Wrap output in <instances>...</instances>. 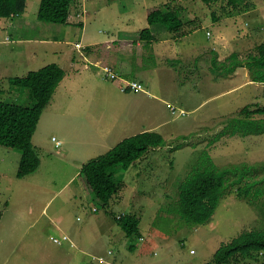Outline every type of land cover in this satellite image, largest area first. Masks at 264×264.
I'll return each mask as SVG.
<instances>
[{
    "label": "rangeland",
    "instance_id": "rangeland-1",
    "mask_svg": "<svg viewBox=\"0 0 264 264\" xmlns=\"http://www.w3.org/2000/svg\"><path fill=\"white\" fill-rule=\"evenodd\" d=\"M38 1L28 0L25 17H0V100L32 106L35 100L29 90L12 85L10 79L25 75L29 67L57 61L54 55L72 50L81 37L82 25L68 28V23L38 20ZM167 5L177 10L185 22L183 28L188 34L182 41L191 52L213 41L206 37L207 28L225 33L217 35L223 46L227 42L225 37L230 39L240 28L248 27L245 21L257 22L260 29L264 28V0H91L81 20L88 33L94 32L102 41L124 31L141 32L148 27V9L164 6L167 10ZM23 19L27 21L23 28H13ZM154 26L167 30L161 24ZM261 31L256 43L244 36L250 40V46L241 49L245 60L258 53L257 43L264 40V29ZM20 37L59 39L60 43L46 60L32 66L22 62L18 69L14 49L20 45ZM159 46L155 41L143 47L145 57L133 65V73L138 77L128 76V80L141 79L144 73L146 92H131L129 98L133 103L145 98V114L141 112L139 118L145 127H157L165 145L151 149L129 169L115 168L114 176L123 186L107 209L86 191L81 175L82 162L90 161L101 150L95 147L93 154L75 157L77 148L81 154L85 144H90L85 143L87 140H100L96 128L93 130L91 121L88 122L86 109L83 121H78L74 114L73 119L68 118L71 132L75 128L72 137H66L57 119L51 121V116L43 115L34 137L42 166L23 178L16 176L21 151L0 145V264H91L93 256L107 260L96 264H208L220 246L240 233L264 229V195L256 204L246 197L239 199L235 188L224 195L212 219L204 225L188 223L175 211L179 184L204 152L220 167L264 163V134H224L230 118L243 116L241 108L264 107V84H246L242 74L221 77L222 61L213 53L200 52V48L189 57L177 56L178 59L171 56L172 52H158ZM228 52L229 49L224 51L223 56ZM9 86L14 90L4 95ZM84 94L85 89L80 88L71 98L84 97V107ZM122 98L123 95H116L114 99L121 103ZM52 137L65 144L57 147ZM74 173L77 174L69 182ZM119 214L137 215L139 233L128 236L113 217ZM64 234L69 235L74 246L69 241L61 246L53 242V237Z\"/></svg>",
    "mask_w": 264,
    "mask_h": 264
},
{
    "label": "trees",
    "instance_id": "trees-1",
    "mask_svg": "<svg viewBox=\"0 0 264 264\" xmlns=\"http://www.w3.org/2000/svg\"><path fill=\"white\" fill-rule=\"evenodd\" d=\"M26 8L27 0H0V17L19 16ZM166 8L167 10L161 6L148 9L149 24H161L171 33L185 35V22L178 11L169 5ZM76 11V0H40L38 20L65 24L68 23V17ZM137 36L149 40L153 38L149 28L142 29ZM257 49L258 53L249 55L246 60L239 59L236 53L231 54L220 63L219 74L230 75L243 66L248 68L253 81L264 82V42L258 45ZM215 58L218 59L217 56ZM216 59L215 64L218 63ZM64 76L65 71L59 64L50 63L38 70L29 71L25 76L12 77L11 84L28 89L30 96L35 100L34 104L27 106L7 99L0 100V145L21 151L16 174L18 178L36 172L40 166L41 161L33 144V136L44 110L50 104ZM241 114L243 116L228 120L224 134L242 137L264 134V117L253 116L264 115V107L254 109L246 105L241 108ZM164 145V136L154 130L125 138L107 153L82 165L81 175L84 177L86 191L92 193L93 199L107 209L113 196L118 194L123 186L114 176L115 168L129 169L151 149ZM233 188L239 199L246 197L250 202L257 204L259 198L264 195V163L229 164L220 167L208 152H204L199 162L179 184L175 211L188 223L204 225L212 219L224 195ZM113 217L128 236L139 233L140 218L137 215ZM130 249L134 250L135 246L131 245ZM211 261L208 264H264V229L240 233L227 244L220 246Z\"/></svg>",
    "mask_w": 264,
    "mask_h": 264
},
{
    "label": "crops",
    "instance_id": "crops-1",
    "mask_svg": "<svg viewBox=\"0 0 264 264\" xmlns=\"http://www.w3.org/2000/svg\"><path fill=\"white\" fill-rule=\"evenodd\" d=\"M40 1V0H39ZM38 1V2H39ZM91 0H76L77 4V11L73 13L70 17H68V24L66 27H71L72 25H82V33L80 39L77 43L81 44V47L72 48V50H62L59 54H56L58 59L55 62L60 65V67L65 71V76L59 86L57 87L50 104L44 110L40 121L43 115L47 114L51 116V121H54V118L59 121V126L63 129L66 137L67 135L76 134L75 128L71 132V126L67 123L68 118H72L71 115H75L78 121H83L85 115L87 116L88 122L94 130L97 132L98 136H100V140L91 142V140H87L85 143L89 142L90 144H85L84 151L80 153V150L77 148L75 157H81L87 155L88 153L93 154L91 151L96 147V150L100 149V154L96 155L94 158L103 155L110 151L113 147H115L118 143H120L125 138L130 136L145 132L156 130L157 127H145L142 118H139V115L142 113L145 114V98H142L140 101L133 103L129 98L131 92H136L128 87V89L123 90V87L127 86L130 82L139 81L145 86V74L142 73L141 79L135 78L133 80H128V76H135L133 73V65L134 63H139L143 57H145V49L144 46H148L151 43L157 42V45L160 44L161 49H158V52L164 53L166 51L172 52L171 56L178 58L179 56L183 58L189 57L190 54L196 53V51L200 48V52L204 51L205 54H215L219 61H225L224 57L230 56L233 53H236L239 59L244 60L243 55L241 53V49L243 47L250 46V40L255 41L259 40L261 37V30L264 28L259 27V23L253 22L251 20L245 21V25L248 27L240 28V30L232 34L231 44L229 43V38L227 40L225 46H216V49H222V52L218 53L215 50L214 43L212 40H209L207 37V31H212L211 29L207 28L206 30V37L209 40V45H201L197 48L196 51L191 52V48L186 47V43L182 41L188 34L185 35H178L175 33H171L163 27L155 28L154 25H150L148 22V27H150L151 32L153 34L152 39H142L137 36L138 32L136 31H124L122 34L119 35H109L106 39L100 41V37L95 35L94 32L88 33L86 26H84V21L81 19L85 16L86 11V4L89 3ZM40 3V2H39ZM40 7V4H39ZM28 10V0H27V8L26 11L19 15L14 16L12 19H18L22 16L25 17ZM39 10V8H38ZM148 13V12H147ZM146 13V14H147ZM249 13L244 12L243 14ZM239 18V16H237ZM21 22V21H20ZM15 23L12 25L13 28H23L26 25V20L20 23ZM238 24V23H237ZM147 27V28H148ZM154 29V30H153ZM243 31H247L244 33ZM213 32V31H212ZM168 33V34H167ZM216 36L218 34L219 37L223 36L225 33L213 32ZM159 35V37H157ZM214 35V36H215ZM246 35V39L244 36ZM227 36V35H225ZM19 40L20 45L15 48L16 50V58L18 59L15 62L17 68L18 65L22 62H27L30 66L34 65L41 60H46V56L51 53H54V49H57L56 46L59 45V39H34V38H25L20 37ZM246 39V42H244ZM180 40V41H179ZM180 44H178L179 42ZM219 41V40H218ZM257 43L260 45L263 43ZM170 44V45H167ZM224 44V43H223ZM169 47L170 49L165 47ZM257 45V46H258ZM214 49V50H213ZM229 52L223 56V52L228 50ZM13 50V51H14ZM199 52V53H200ZM198 53V56H199ZM14 54V53H13ZM221 54V55H220ZM15 55V54H14ZM48 56V57H49ZM165 56V55H164ZM178 56V57H177ZM165 58V57H164ZM228 58V57H227ZM179 59V58H178ZM137 60V61H136ZM48 63L45 61L43 65L40 67L31 68L29 67L25 71V75L32 70H38ZM93 67V68H92ZM105 67H111L114 69L116 74L119 75L118 79L111 80L106 76V72L104 71ZM95 68V69H94ZM142 70V69H141ZM138 73L140 71H137ZM244 75L245 83H259L261 85L264 82L256 81L254 82L250 76V72L246 67H238L234 73H232V77ZM21 73V75H17L15 77L25 76ZM231 75V74H230ZM135 77H138L137 75ZM221 77H228V75H222ZM230 78V77H229ZM122 80V81H120ZM119 81V82H118ZM122 82V83H121ZM11 83V82H10ZM9 90H4L6 93H11L14 90L12 86H9ZM84 88L86 96L85 102L83 107L82 99L84 97L76 96L71 98L72 94L76 92L78 89ZM116 89H118L116 91ZM146 92L145 90H138L137 92ZM3 92V90H1ZM15 92V91H14ZM136 92V93H137ZM264 92V91H263ZM81 92H79L80 94ZM123 93V94H121ZM129 93V94H127ZM22 95V94H21ZM116 95H123V101L118 103L116 101ZM11 97V95H9ZM149 102H146V105ZM88 111L87 114L84 116L82 113ZM146 110H150L146 107ZM157 118L158 113L156 114ZM73 119V118H72ZM90 119V120H89ZM71 120V119H70ZM75 120V119H74ZM39 121V124H40ZM141 123L138 126V123ZM71 123V122H70ZM38 124V127H39ZM72 125V123H71ZM159 126V125H158ZM37 127V130H38ZM36 130V132H37ZM36 132L33 136V144H34V137ZM54 137H52L53 140ZM76 142V137H73ZM71 140V139H70ZM54 141V140H53ZM63 146L65 143L61 141ZM100 148H99V146ZM106 146V147H105ZM35 149L37 150L35 144ZM89 151V152H88ZM38 153V151H37ZM39 155V153H38ZM74 157V159H76ZM93 159V158H90ZM89 159V160H90ZM41 166H42V159L40 157ZM81 162V161H80ZM85 163L82 162V164ZM77 173H74L71 177L69 182H71L74 176Z\"/></svg>",
    "mask_w": 264,
    "mask_h": 264
},
{
    "label": "built area",
    "instance_id": "built-area-1",
    "mask_svg": "<svg viewBox=\"0 0 264 264\" xmlns=\"http://www.w3.org/2000/svg\"><path fill=\"white\" fill-rule=\"evenodd\" d=\"M246 25H248V24H246ZM207 37H208L209 39H213V43H214V47H215V49H216V46H222V45H223V43L221 44V43L218 41L217 36H214V35H213V32H211V31H207ZM218 42H219V43H218ZM76 47H81V44H80V43H77V44H76ZM220 48H221V47H219V49H220ZM104 69H105L104 71L106 72V76H107L109 79H111V80H115V79H118V78H119V75L116 74V72L114 71L113 68H111V67H105ZM128 87L131 88L132 90H135L136 92H137L138 90H142V91L145 90L143 84H142L141 82H139V81H133V82H130L127 86L123 87V90L128 89ZM172 109H173V112H174L175 109H174V108H172ZM53 140L56 142L57 147H60V146L62 145V142L56 140L55 137L53 138ZM96 209H97V208H95V210H96ZM122 216H124V214H119V215H117V218H121ZM67 241H69L73 246L75 245V243L72 241V239H71V238L69 237V235H67V234H64L62 237H53V242H55V243H57V244H60V246H61V244H63L64 242H67ZM111 253H113V252H112V251H109V254H111ZM96 263H107V260H106V258L103 257V256H93V257H92V262H91V264H96Z\"/></svg>",
    "mask_w": 264,
    "mask_h": 264
}]
</instances>
